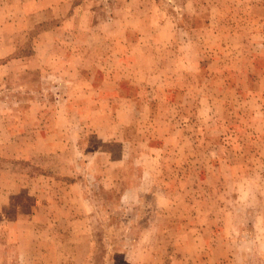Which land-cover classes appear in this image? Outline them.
Here are the masks:
<instances>
[{
  "label": "rangeland",
  "instance_id": "1",
  "mask_svg": "<svg viewBox=\"0 0 264 264\" xmlns=\"http://www.w3.org/2000/svg\"><path fill=\"white\" fill-rule=\"evenodd\" d=\"M0 264H264V0H0Z\"/></svg>",
  "mask_w": 264,
  "mask_h": 264
}]
</instances>
